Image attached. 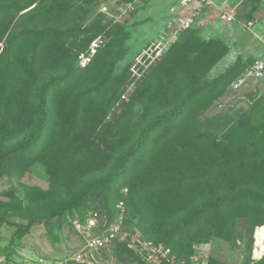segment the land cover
I'll return each instance as SVG.
<instances>
[{
	"label": "rangeland",
	"instance_id": "rangeland-1",
	"mask_svg": "<svg viewBox=\"0 0 264 264\" xmlns=\"http://www.w3.org/2000/svg\"><path fill=\"white\" fill-rule=\"evenodd\" d=\"M208 1L180 8L179 0H0L4 13L0 17V151L32 131L42 83L53 74L66 78L48 97L40 144L19 165L0 172V264L40 260L78 264L77 253L87 264H136L148 241H169L175 256L183 259L195 254L210 264H263L264 252L258 258L252 254L254 231L261 225L251 230L250 204L225 210L224 214L232 213L228 225L217 224L221 213L207 210L215 200L198 191L200 184L214 180L209 166H191L189 179L195 188L173 211L156 210L146 191L130 190L129 176L141 160L132 161L123 177L76 200L82 185L113 171L132 145L120 144L122 139L143 118L147 122L166 115L172 127L159 137L165 141L174 139L181 127L173 125L182 117L199 129L210 128L220 138L252 114L256 101L264 97V78L246 77L264 48L250 32L259 34L264 27V0ZM192 9L196 14L191 26L176 31ZM228 16L233 19L227 20ZM92 25L100 29L86 45L92 34L86 30L94 29ZM185 36L193 41L187 42ZM78 40L82 41L75 50ZM204 50L211 54L210 65L204 74L199 75L204 71L200 69L190 79L187 62ZM172 60L177 61L178 76L170 77L171 68L165 72L163 105L122 121L129 112L126 104L146 74ZM128 65L129 74H122ZM72 69L77 77L70 82L67 75ZM238 79L243 82L235 87ZM173 84L185 90L181 100L190 91H199L187 112L177 110V103L169 106L167 92ZM134 110L142 113L141 104ZM143 124L135 135L149 125ZM156 135L155 130L145 147ZM233 186L222 187V193L234 195ZM63 203L71 204L59 213ZM195 212L199 216L168 240L175 227ZM29 222L27 232L14 235ZM95 238L104 239L103 246L85 249L86 240Z\"/></svg>",
	"mask_w": 264,
	"mask_h": 264
},
{
	"label": "trees",
	"instance_id": "trees-1",
	"mask_svg": "<svg viewBox=\"0 0 264 264\" xmlns=\"http://www.w3.org/2000/svg\"><path fill=\"white\" fill-rule=\"evenodd\" d=\"M13 9V14H15V8ZM90 9L86 10L85 14ZM2 10L3 7L0 6V17L4 16ZM92 26L94 29L86 30V34L92 32L86 45L97 36L99 31L95 29H100V25ZM185 38L186 40L188 39L187 42L193 41V39H189V36H185ZM81 41H75L77 45L75 50L81 44ZM31 44L32 40L29 41V46ZM197 55L198 57H193L195 61L191 59L187 62L186 74L190 79H193L195 72L200 69L204 71L199 72V75L204 74L210 65L211 54L207 50L199 52ZM176 64L177 61L175 60L168 64L165 61L164 64L152 68L146 74L142 85L134 89L132 99L126 104L129 111L128 115L122 116L121 120L129 117L136 119L138 115H147L146 111L150 114V112H155L163 105L161 87L166 84L162 83V79L165 72L170 68V77L176 78L178 76ZM128 67L129 65L123 70L122 74H129ZM101 72L102 69L99 68L98 73ZM76 77L77 71L73 69L67 75V79L70 82L75 80ZM65 79V76L53 74L42 83L35 110V125L25 138L9 149L0 151V172L3 168L6 169L8 165L11 167L19 165L22 157L40 144L47 123L48 97L54 86L61 81H65ZM20 80L22 81V79ZM76 83L81 84L82 82ZM183 91L185 90L179 87L178 84L172 85L167 92L169 106L177 103L179 105L177 110L187 112L189 104L194 97L198 96L199 91H190L181 100L180 96ZM178 100L179 103L177 102ZM138 104L142 106V113L140 114L134 110ZM147 108L151 110L149 109V111ZM145 118H143V121ZM143 121L142 123H136L132 134L122 139L120 144L132 145L122 155L113 171L104 178H97L82 185L77 194V201L82 200L89 192L99 189L104 184H110L123 177L130 170L129 168L132 167V161L141 160L133 168L129 176L130 190L132 192L141 191L143 194L146 191L149 194L150 204H154L151 207L156 210L166 209L173 211L176 210L183 198L193 193L195 188L194 181L189 179L191 166L195 164L206 165L207 168L209 166V171L214 180H209L207 184H200L199 187L201 189L198 192L207 194L209 199L215 200L206 208L207 210L214 209L218 215L221 213L218 216L220 218L215 219L217 224L221 222L220 225H228L227 220L231 219L232 213L229 215L228 213L224 214L225 210L228 208L233 210L232 206L243 208L245 203H248L251 205L249 215L254 217L251 222V230L257 225H264V97L256 101L252 114L246 115L239 121V126L228 129V132L223 133L220 138L215 136L210 128L199 129L182 117L173 125L178 128L181 127L174 135V139L165 141L162 138L159 139V137L172 127L166 115H160L155 120ZM143 123L149 124L148 127L143 130L140 136L137 133L135 135L136 131L145 127ZM155 130L157 132L156 139L153 138L148 143L149 147H145L150 134ZM228 184L234 185L231 191V194H234L232 196L222 193L221 188ZM207 188L209 190H206ZM203 197L202 195L199 198ZM69 204L71 203H63L59 207L58 212L61 213ZM198 216L199 212H195L186 217L170 233L168 240H171L175 232L195 220ZM218 219L221 221H218ZM31 226L32 222H29L22 227H18L14 235L27 232ZM163 243L169 245L172 249L169 241H164ZM208 264H210L209 260Z\"/></svg>",
	"mask_w": 264,
	"mask_h": 264
},
{
	"label": "built area",
	"instance_id": "built-area-1",
	"mask_svg": "<svg viewBox=\"0 0 264 264\" xmlns=\"http://www.w3.org/2000/svg\"><path fill=\"white\" fill-rule=\"evenodd\" d=\"M136 1V0H134ZM211 3L208 0H179L177 2V7H184L190 4L202 5V4ZM131 7V8H130ZM129 9H134V6L131 5ZM129 9H123V13H127ZM196 9V8H195ZM195 12L190 10L189 13L185 17H183L180 22L177 24L176 31H181L193 23L195 19ZM233 19L232 16H228L227 20ZM255 37H257L264 47V27L262 31L258 34L257 32L250 30ZM95 45V44H94ZM97 45V44H96ZM246 77H250L252 79H262L264 78V48L263 51L253 59L251 64L249 65L246 73ZM243 82V79H238L235 81V87L240 85ZM104 239L95 238V239H87L85 242V249L91 251L92 249L98 248L99 246H103ZM74 260L78 264H87L88 261L82 256L81 253H77L74 257ZM37 264H61L57 262H47L44 260H40ZM136 264H208V259L199 257L195 254L188 256L187 258H179L176 257L171 247L163 242H153L148 241L145 242L141 251L139 253V260Z\"/></svg>",
	"mask_w": 264,
	"mask_h": 264
},
{
	"label": "bare ground",
	"instance_id": "bare-ground-1",
	"mask_svg": "<svg viewBox=\"0 0 264 264\" xmlns=\"http://www.w3.org/2000/svg\"><path fill=\"white\" fill-rule=\"evenodd\" d=\"M264 227L259 226L254 231V237H253V250L252 254L253 257L258 258L262 255L264 252Z\"/></svg>",
	"mask_w": 264,
	"mask_h": 264
}]
</instances>
